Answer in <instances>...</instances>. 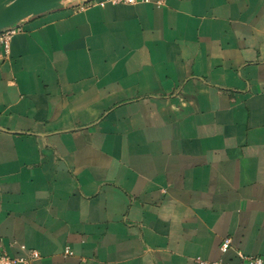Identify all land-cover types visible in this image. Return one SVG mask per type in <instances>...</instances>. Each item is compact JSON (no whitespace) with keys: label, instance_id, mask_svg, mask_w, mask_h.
Here are the masks:
<instances>
[{"label":"crops","instance_id":"0c3cea01","mask_svg":"<svg viewBox=\"0 0 264 264\" xmlns=\"http://www.w3.org/2000/svg\"><path fill=\"white\" fill-rule=\"evenodd\" d=\"M156 1L69 0L0 44V254L264 260V0Z\"/></svg>","mask_w":264,"mask_h":264},{"label":"built area","instance_id":"2783aa9c","mask_svg":"<svg viewBox=\"0 0 264 264\" xmlns=\"http://www.w3.org/2000/svg\"><path fill=\"white\" fill-rule=\"evenodd\" d=\"M165 0H157L156 5L162 6ZM148 0H75V11L82 12L91 7L104 8L105 6H115V5H134L137 3H146ZM19 24V23H18ZM18 24L8 27L0 32V44L7 49L9 41L13 36L19 33L20 28ZM231 247V240L225 238L220 244V251L222 253L227 252ZM25 255L22 257H10L6 253L0 254V264H29L32 260L37 259L38 254L34 251H27L21 248ZM66 255L69 251L66 250ZM237 263L236 264H264V260L260 257L254 256H244L241 253L236 254ZM211 264H231L222 261L214 262Z\"/></svg>","mask_w":264,"mask_h":264},{"label":"water","instance_id":"95a60500","mask_svg":"<svg viewBox=\"0 0 264 264\" xmlns=\"http://www.w3.org/2000/svg\"><path fill=\"white\" fill-rule=\"evenodd\" d=\"M69 0H0V32L25 19L61 7Z\"/></svg>","mask_w":264,"mask_h":264}]
</instances>
